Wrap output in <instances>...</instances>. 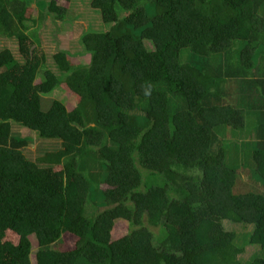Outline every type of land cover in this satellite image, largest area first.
I'll use <instances>...</instances> for the list:
<instances>
[{
    "label": "trees",
    "instance_id": "trees-1",
    "mask_svg": "<svg viewBox=\"0 0 264 264\" xmlns=\"http://www.w3.org/2000/svg\"><path fill=\"white\" fill-rule=\"evenodd\" d=\"M33 1L0 0L19 55L0 49V264H31V236L35 264H264V0H84L106 30L78 39L88 63L60 49L50 66L39 16L67 11ZM57 89L75 106L43 111ZM21 129L58 147L32 160Z\"/></svg>",
    "mask_w": 264,
    "mask_h": 264
},
{
    "label": "rangeland",
    "instance_id": "rangeland-1",
    "mask_svg": "<svg viewBox=\"0 0 264 264\" xmlns=\"http://www.w3.org/2000/svg\"><path fill=\"white\" fill-rule=\"evenodd\" d=\"M40 0H34L33 2H36L38 4ZM47 3H50L52 0H43ZM84 0H56L58 7H63L66 9L65 19L62 21H59L54 18L52 14H47L45 16V12H48V6H44L43 14H42V20L39 16V22L38 26L41 25V29L39 32V38H40V46L41 50L44 51L45 55L47 56V62L48 66L51 65L52 56L59 51L60 49H66L72 52L74 49L76 52L75 61L86 64L89 61L88 55H83L82 49L79 46L78 39L81 37V35L86 31L87 26L90 24L89 28H93L103 31L102 27L106 30L105 26H102L100 22V18L98 14H95L87 4L83 3ZM33 7H35V4H33ZM36 14L39 12V10H35ZM94 26H93V25ZM37 26V27H38ZM102 26V27H101ZM36 28V27H35ZM148 44V43H147ZM8 48L11 50L17 58H19V55L17 54V45L13 41H6L3 42L0 49ZM78 53V54H77ZM186 52L183 54V57L186 56ZM75 55V54H74ZM254 61L256 63L258 71L256 73H259L260 71H264V38L261 39V44L259 47H257L256 52H254ZM53 72V71H52ZM43 76V72H41L38 76L37 82L40 81V78ZM52 100H57L59 102H62L65 104V106L68 108V110H71L75 104L72 101L71 102V96H69L67 93L61 91L60 89L54 90L52 94L49 96H43L41 107L43 111H48L50 108V104ZM249 125V120H248ZM13 130L14 132L18 134L19 130L17 129V125L13 124ZM247 131V130H246ZM19 135L28 136L29 138L34 140V145H31L29 149L27 150V156L29 158L35 157L36 154H44L48 152L54 151L58 146L55 142H45L40 141L37 139L35 134L28 133L26 130H22ZM232 140V142H235L236 139H227ZM230 142V144H232ZM233 145V144H232ZM37 156V155H36ZM106 186H102V189H106ZM89 203L86 204L85 208V217L87 219H91L93 217L94 211L92 207V211H90ZM226 228L228 230H232L234 232L239 233V235H244L251 233V231L254 229L251 226H240L236 225L234 227L228 226L226 223ZM128 232V225L123 222L116 223L113 232H112V240H118L122 237H124ZM31 243H32V253H31V264H35V255L37 253V240L35 236L30 237ZM261 248L259 246H247L245 249V252L240 256L243 260H249L253 256H256L260 254Z\"/></svg>",
    "mask_w": 264,
    "mask_h": 264
},
{
    "label": "crops",
    "instance_id": "crops-1",
    "mask_svg": "<svg viewBox=\"0 0 264 264\" xmlns=\"http://www.w3.org/2000/svg\"><path fill=\"white\" fill-rule=\"evenodd\" d=\"M243 87H244L243 88L244 95H245V93L248 94L249 96L255 95L253 93V91L246 85V83H245V85ZM240 99H242V101L245 102V103H241V105L245 108L247 105L252 104L255 98H249V99L244 100L243 95H241ZM258 110L261 111L262 109H258ZM245 116H247L246 117V126H245V128H244V130L242 132L241 139L244 142H249V141H253V140L256 139V132H255L256 128L254 127V121H257L258 118L256 116V113L252 112V111H249L248 113H245ZM248 120H249V125H248ZM22 130H25V129H21L20 133H21ZM27 132L30 133L29 131H27ZM22 137H24V136H22ZM26 137H28V136H26ZM262 252L263 251L261 250L260 253H262ZM261 256H264V254L261 255Z\"/></svg>",
    "mask_w": 264,
    "mask_h": 264
}]
</instances>
